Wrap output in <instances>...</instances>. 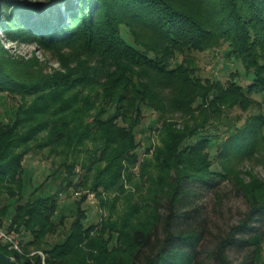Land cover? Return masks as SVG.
Masks as SVG:
<instances>
[{
	"label": "trees",
	"instance_id": "16d2710c",
	"mask_svg": "<svg viewBox=\"0 0 264 264\" xmlns=\"http://www.w3.org/2000/svg\"><path fill=\"white\" fill-rule=\"evenodd\" d=\"M3 4L0 18L6 21L9 3ZM27 8L9 13L16 22H10L16 30L9 36L46 49L78 46L83 55L75 67L63 60L64 73L43 76L27 62L9 59L0 45V92L21 99L7 123L0 115V226L9 217L8 230L19 234L24 254L42 251L45 258L21 255L1 242L0 250L20 264H258L264 180L237 171L233 160L252 155L259 143L264 152V116L250 115L243 123L239 116L223 117L232 106H261L252 96L264 95V0H48ZM214 48L225 61L242 64L247 85L234 73L223 87L196 77L194 66L180 61ZM94 86L102 92L99 103ZM155 112L160 145L145 149L154 153L142 165L144 184L134 183L128 192L123 175L133 183L129 170L142 149L137 129ZM56 142L74 160L67 156L48 175L57 182L55 191L43 184L29 190L26 157ZM87 142L94 146L85 151L89 166L76 158ZM224 183L242 194L248 208L209 251L200 200ZM81 188L118 190L126 209L117 213L122 197H116L106 205L113 219L85 225L84 195L73 202L66 231L67 217L57 219L60 198ZM61 232L63 238L47 241Z\"/></svg>",
	"mask_w": 264,
	"mask_h": 264
},
{
	"label": "rangeland",
	"instance_id": "374dc122",
	"mask_svg": "<svg viewBox=\"0 0 264 264\" xmlns=\"http://www.w3.org/2000/svg\"><path fill=\"white\" fill-rule=\"evenodd\" d=\"M9 3V13H11L12 9L17 7L18 5L23 9L27 7L34 8L47 4L48 0H6ZM75 1V0H74ZM15 5V6H12ZM52 5V4H51ZM57 4L53 6L55 8ZM4 4L0 7V14L3 13ZM38 10V9H37ZM40 11L43 9H39ZM7 14L9 20L6 21L0 18V45L8 50L7 57L12 60L22 61L23 63H28L31 65V71L37 72L43 76L53 75L55 72H65V68L63 67L64 62L70 63L72 67H75L82 57V51L78 46L73 47H61L59 49H46L38 42H34L33 40L26 41L22 37L17 35V38H12L8 35V33H14L16 29H13L11 21L14 22L15 16H10ZM20 13L16 12V19L19 18ZM11 19V20H10ZM16 22H14L15 24ZM124 33H126V28H123ZM221 49L214 48L211 50H206L202 52L193 53L188 58H181L180 61L184 60L185 62L190 63L194 66V75L201 79H210L218 83L222 84L225 87L229 80L232 79L231 74L238 73V78L236 77V82H239L241 85L245 86L248 84V78L246 77L245 70L242 64L238 62H228L223 59L221 55ZM81 55V57H80ZM65 64V63H64ZM90 89L94 90L93 94L98 95V102L101 100V90L98 86L91 87ZM96 92V93H95ZM252 98L258 103L261 104L260 107L254 105H249L242 111V108L239 109V106H232L226 112V115L223 117L224 121H230L231 119H236L238 116L241 117L243 121L247 120L250 115L255 116H264V95H253ZM21 100L19 96H15L9 93L0 92V115L4 123H7L11 115L14 113L13 107L17 108V102ZM23 105V104H22ZM157 113L151 114L152 119H146L143 124L137 129L139 132V140L141 141V147L139 153L140 157L138 162L130 167L129 173H131L132 184H129V179L126 175H123V181L125 183V189L129 192L135 184H144L141 177V169L143 162L145 159H150L154 153V149H150L148 153L146 152V148L153 146L157 147L160 145V135L162 125L157 123ZM241 123L239 125H241ZM151 124V125H150ZM156 124V125H155ZM260 135L264 137V127L260 131ZM228 136V135H227ZM44 137V135L42 136ZM225 138V137H224ZM64 143L56 142L53 146L49 148H44L43 150H33L28 154L24 162V168L26 169V176H28L29 190L43 184L46 187V191H55L57 182L53 177L47 178L49 174L55 171L60 165L61 162L69 156L68 160L72 162L74 160V155L70 153H66V147L63 145ZM261 143H259L258 148L255 150L252 155L245 156L242 159L233 160L234 168L237 171H242L245 173H250L257 176L259 179L264 180V152H261L260 148ZM262 146V145H261ZM93 143L87 142V146L84 152L77 154L76 158L79 161H85L88 163V154L85 152L86 149L88 151H94ZM52 149V152H50ZM213 151V150H212ZM215 161V169L221 171L222 167L219 160L214 159ZM77 170L82 174L81 165H77ZM58 171V170H57ZM147 179V177H146ZM152 179L156 182L158 176L156 172L153 173ZM145 181V180H144ZM128 185V186H127ZM79 192V195L68 194L61 196L60 198V206L57 213V219L60 216L67 217L65 222L66 231L70 228V224L72 221V216L74 214V205L73 202L77 199H80L82 196L86 195V202L83 204L84 209L87 211V220L85 221V225L90 224H98L102 223L105 220L113 219L110 217L109 209L106 205H108L111 201H113L116 197H122L118 190L113 191L112 193L100 190V192L92 191L90 188H81L80 190H75ZM45 195H49L48 192L43 193ZM73 195V196H71ZM150 195V194H149ZM142 196V193H141ZM91 197V198H90ZM138 199V195L135 196ZM27 199V197H26ZM201 204L204 208V214L208 219V230L205 233V241L208 250H212L216 239L225 234L230 227L236 225L238 221L241 219L242 214L247 211L248 205L245 198L242 194L236 192L233 185L231 183H224L218 189L217 194L215 193H205L201 198ZM127 201L125 197L121 198L120 202L117 204V213L121 214L126 209ZM117 215V214H116ZM9 217L4 220L3 224L0 226L3 230H8ZM12 231V230H10ZM65 231V230H64ZM63 231V232H64ZM209 231V232H208ZM63 232L51 234L47 241L51 244L58 238H63ZM30 237H24V241H28ZM33 250V249H32ZM31 250V251H32ZM31 253L40 254L41 257L45 258V254L42 251L36 252L32 251ZM30 253V254H31ZM30 254L26 256H30ZM35 255V254H34ZM206 258L207 255H204ZM208 258V257H207ZM240 258H238L237 262ZM258 264H264V244L262 246V252L259 257ZM209 261V260H208ZM89 263L92 262L89 260Z\"/></svg>",
	"mask_w": 264,
	"mask_h": 264
},
{
	"label": "built area",
	"instance_id": "2783aa9c",
	"mask_svg": "<svg viewBox=\"0 0 264 264\" xmlns=\"http://www.w3.org/2000/svg\"><path fill=\"white\" fill-rule=\"evenodd\" d=\"M76 194L79 195V192H77ZM0 242L3 245L7 246L8 249L11 251H14L24 256L27 255V254H24L22 243H21V238L19 234L16 233L15 231H6L0 227ZM34 254L36 253H31L30 256H33ZM40 254L42 255V253Z\"/></svg>",
	"mask_w": 264,
	"mask_h": 264
},
{
	"label": "water",
	"instance_id": "95a60500",
	"mask_svg": "<svg viewBox=\"0 0 264 264\" xmlns=\"http://www.w3.org/2000/svg\"><path fill=\"white\" fill-rule=\"evenodd\" d=\"M0 264H20V263L0 250Z\"/></svg>",
	"mask_w": 264,
	"mask_h": 264
}]
</instances>
